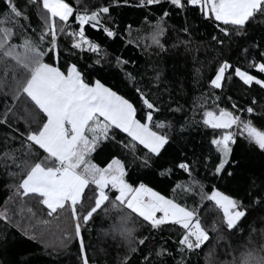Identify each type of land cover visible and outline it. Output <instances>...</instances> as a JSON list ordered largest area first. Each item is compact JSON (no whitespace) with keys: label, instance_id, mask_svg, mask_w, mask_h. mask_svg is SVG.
I'll list each match as a JSON object with an SVG mask.
<instances>
[{"label":"trees","instance_id":"16d2710c","mask_svg":"<svg viewBox=\"0 0 264 264\" xmlns=\"http://www.w3.org/2000/svg\"><path fill=\"white\" fill-rule=\"evenodd\" d=\"M66 2L81 12L108 6L110 12L102 16V25L116 35L110 38L102 28L86 26V36L100 49L95 53L73 49L72 39L61 35L58 60L54 52L45 57V62L62 71L75 64L88 83L99 80L132 102L143 121L147 109L137 92L140 89L159 109L154 113L153 124H165L164 128L153 127V130L169 138L160 154L154 155L138 144L133 151L131 138L114 130L115 138L101 142L91 156L92 161L106 167L113 158H118L125 165L126 181L133 187L143 183L165 198L197 211L207 228L215 222L219 230L210 232L211 240L202 250L181 253L178 241L183 229L173 224L153 229L132 214L128 227L134 229V239L130 242V238L113 230V225L129 210L106 204L107 211H99L86 224L80 222L81 236L76 237V221L71 218L70 208L60 210L58 218L48 217V209L36 198L16 194L15 186L26 174L25 162L34 164L46 154L26 140L28 131L37 127L28 115L34 105L23 95L14 100L10 92L7 96L0 93V119H4L3 113L9 107L15 113L9 115L7 124H0V211L7 209L9 217L0 219V264H83L81 240L89 264H124L126 257L128 264H180L181 261L183 264H210V261L237 264L248 252L259 251L264 246V151L239 138L231 145L229 162L216 173L221 156L212 140L223 130L208 128L202 121L204 111L218 114L219 108H225L253 120L255 126L264 130V88L245 85L234 76V68L240 67L264 79V74L249 67L252 62L264 61L261 55L264 53V14H257L238 29L207 19L199 8L191 6L185 10L169 3L139 7V0ZM14 3L28 19L20 20L27 31L17 27L18 35L13 42L19 43L25 36L39 41L44 27L42 17L46 16L42 5L29 0H14ZM4 10L6 6L0 4V11ZM165 11L170 14L161 19ZM0 19L6 18L0 16ZM16 19L13 17L12 22ZM70 20V30H78L74 19ZM158 28L163 29V35L158 37L159 45L153 41ZM220 28H227L229 34L225 35ZM50 39L42 44L45 51L50 47L47 42ZM224 61L233 65L231 76L222 82L220 89H213L209 81ZM129 75L134 79H129ZM0 77L11 82V74L5 76L3 69ZM233 104L237 109H233ZM248 107L254 109V114L243 111ZM35 112L37 119H46L38 109ZM180 163H186L189 171L181 169ZM213 190L237 200L240 210L247 211L236 230H227L222 223V211L207 199ZM109 195L114 200V190ZM86 196L91 199L77 206L81 215L89 203L94 205V193L86 190ZM39 220H50L51 224L43 225ZM144 237L148 238L145 244L136 243ZM132 247L137 251L132 252ZM164 249L170 254H165ZM210 250H214L212 257L208 256ZM158 252L162 254L157 255Z\"/></svg>","mask_w":264,"mask_h":264},{"label":"snow or ice","instance_id":"6c2138e0","mask_svg":"<svg viewBox=\"0 0 264 264\" xmlns=\"http://www.w3.org/2000/svg\"><path fill=\"white\" fill-rule=\"evenodd\" d=\"M29 3L42 5L46 13V16L42 17L44 27L40 32L39 41L25 36L21 42L15 43L13 38L18 35L16 28H24L27 31L20 20H27L28 17L18 9L14 0H0V4L6 6V10L0 11V16L6 18L0 19V69H3L5 76L11 74L10 83L0 77V93L7 96L10 92L14 100H19L23 95L34 105V110L28 115L36 122L37 127L28 131L26 140L46 154L42 160L34 164L25 162L26 174L15 186L16 194L36 198L39 204L48 209V217L58 218L60 210L70 208L71 218L76 221V237L81 236V221L86 224L99 211H107L106 204H111L113 208L129 210L113 225V230L125 238H130V242L134 239V229L128 225L132 220V214H135L148 222L153 229L166 224L177 225L183 229L178 241V251L181 253L202 250L211 240L210 232L219 230L215 222L209 229L197 211L189 210L175 200L165 198L143 183L133 187L126 181L125 165L118 158H113L106 167L98 166L91 159L101 142L115 138L112 135L114 130H119L131 138L134 142L131 145L133 151L138 144L147 149L148 153L160 154L169 143V138L166 134L153 130V127L162 129L165 124L163 122L153 124L154 113L159 109L148 99L147 94L137 89L147 109L142 121L138 118V109L132 102L99 80L88 83L75 64L68 65L67 70L62 71L58 66L45 62V57L54 52L58 60V37L61 35L72 39L73 49L98 52L100 50L98 44L86 36V26L97 30L102 28L108 37H114L116 33L102 25V16L108 14L110 8L102 6L96 11L81 12L78 8L74 9L66 0H29ZM79 3L80 0H76V4ZM163 3H169L181 10L189 6L197 7L205 18L238 29H242L257 14H264V0H139L138 6L150 7ZM169 14L165 11L161 19ZM13 17L18 19L12 22ZM70 18L74 19L78 30H70L72 29ZM8 22H12L11 26H7ZM220 31L225 35L229 34L227 28H220ZM162 35L163 29L158 28L153 37L154 43L159 45L158 37ZM48 37L51 38L47 41L50 47L45 51L42 44ZM261 55L264 56V53ZM249 67L264 74V61L252 62ZM231 69L232 64L228 61L222 62L215 76L209 81L210 87L220 89L222 82L230 78ZM234 76L245 85L255 84L264 88V79L240 67L234 68ZM129 79L134 77L129 75ZM4 88H8L9 91L4 92ZM232 107L237 109L235 104ZM37 109L46 119H37L35 112ZM243 111L254 114L252 107ZM10 114H15L11 107L3 113L4 119H0V124H7ZM202 123L213 130H223L218 138L212 140L222 157L216 173H220L229 162L228 157L233 150L231 145L239 138L264 151V130L255 126L251 119H244L240 115H235L233 111L219 108L218 114L215 111H204ZM8 155L5 153V156ZM147 163L146 159L145 164ZM178 166L184 171H189L186 163H180ZM86 190L94 193V205L89 203L84 210L85 214L81 215L77 206L83 205L85 199H91L87 198ZM112 190L115 192L114 200L109 195ZM207 199L214 201L216 207L222 211V223L229 231L236 230L247 216L246 210H240L241 205L237 200L219 191L213 190L207 195ZM7 211V209L0 211V219L9 218ZM28 211L32 212V209L29 208ZM38 223L50 225L51 221L39 220ZM147 239L140 238L136 243L143 245ZM131 251L136 252L137 249L132 247ZM163 252L170 254L167 249ZM261 253H264V246H261L259 251L248 252L237 261V264H264V254ZM81 254L84 257L83 264H89L82 240ZM213 255L214 250H210L208 256ZM144 259L147 260L148 257ZM124 264H128L127 257ZM180 264H183V261ZM210 264L215 262L210 261Z\"/></svg>","mask_w":264,"mask_h":264},{"label":"rangeland","instance_id":"374dc122","mask_svg":"<svg viewBox=\"0 0 264 264\" xmlns=\"http://www.w3.org/2000/svg\"><path fill=\"white\" fill-rule=\"evenodd\" d=\"M215 76V75H214ZM220 156H221V153H220ZM222 158V157H221ZM220 162H221V160H220ZM214 202V201H213ZM215 203V202H214ZM223 214V213H222ZM158 216L160 215L159 213L157 214Z\"/></svg>","mask_w":264,"mask_h":264},{"label":"crops","instance_id":"0c3cea01","mask_svg":"<svg viewBox=\"0 0 264 264\" xmlns=\"http://www.w3.org/2000/svg\"><path fill=\"white\" fill-rule=\"evenodd\" d=\"M147 150V149H146Z\"/></svg>","mask_w":264,"mask_h":264}]
</instances>
